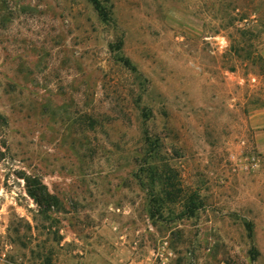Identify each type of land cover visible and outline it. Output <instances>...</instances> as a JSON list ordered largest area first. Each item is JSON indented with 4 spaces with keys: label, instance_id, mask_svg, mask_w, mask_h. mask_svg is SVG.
Listing matches in <instances>:
<instances>
[{
    "label": "rangeland",
    "instance_id": "obj_1",
    "mask_svg": "<svg viewBox=\"0 0 264 264\" xmlns=\"http://www.w3.org/2000/svg\"><path fill=\"white\" fill-rule=\"evenodd\" d=\"M98 1L0 0V264H264V0Z\"/></svg>",
    "mask_w": 264,
    "mask_h": 264
},
{
    "label": "trees",
    "instance_id": "obj_2",
    "mask_svg": "<svg viewBox=\"0 0 264 264\" xmlns=\"http://www.w3.org/2000/svg\"><path fill=\"white\" fill-rule=\"evenodd\" d=\"M90 2L98 15L105 18V12L99 1L90 0ZM27 193L42 213H49L57 206L56 199L48 193L47 189L42 184L31 185V182L27 181Z\"/></svg>",
    "mask_w": 264,
    "mask_h": 264
}]
</instances>
